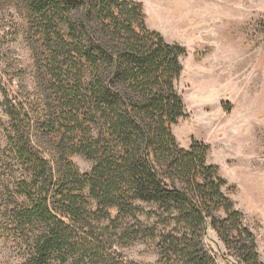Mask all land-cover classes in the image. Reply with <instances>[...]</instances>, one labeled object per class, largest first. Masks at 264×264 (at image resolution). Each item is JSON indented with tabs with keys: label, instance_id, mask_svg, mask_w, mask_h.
<instances>
[{
	"label": "trees",
	"instance_id": "16d2710c",
	"mask_svg": "<svg viewBox=\"0 0 264 264\" xmlns=\"http://www.w3.org/2000/svg\"><path fill=\"white\" fill-rule=\"evenodd\" d=\"M1 2L39 45L40 109L4 102L0 238L18 264H137L116 250L140 240L157 244L154 264H219L210 233L239 264H264L209 147L184 149L173 133L186 118L185 47L149 29L133 0Z\"/></svg>",
	"mask_w": 264,
	"mask_h": 264
},
{
	"label": "rangeland",
	"instance_id": "374dc122",
	"mask_svg": "<svg viewBox=\"0 0 264 264\" xmlns=\"http://www.w3.org/2000/svg\"><path fill=\"white\" fill-rule=\"evenodd\" d=\"M133 1L143 6L149 29L186 48L177 83L186 118L173 133L184 149L194 141L209 147L208 163L227 182L223 193L244 215L264 262V0ZM38 46L27 34L23 12L1 2L0 153L6 147L2 126L9 122L6 96L29 110L40 109L34 61ZM71 160L82 173L93 168L82 156ZM207 244L219 264H239L215 234H209ZM116 251L137 264L159 259L157 244L150 240ZM20 261L13 246L0 238V264Z\"/></svg>",
	"mask_w": 264,
	"mask_h": 264
}]
</instances>
